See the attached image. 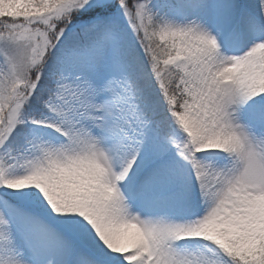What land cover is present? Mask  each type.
Listing matches in <instances>:
<instances>
[{
	"label": "snow or ice",
	"instance_id": "obj_1",
	"mask_svg": "<svg viewBox=\"0 0 264 264\" xmlns=\"http://www.w3.org/2000/svg\"><path fill=\"white\" fill-rule=\"evenodd\" d=\"M0 264H264V0H0Z\"/></svg>",
	"mask_w": 264,
	"mask_h": 264
}]
</instances>
